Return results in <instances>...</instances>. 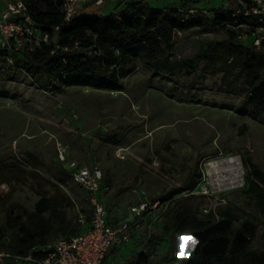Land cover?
Here are the masks:
<instances>
[{
	"label": "rangeland",
	"instance_id": "obj_1",
	"mask_svg": "<svg viewBox=\"0 0 264 264\" xmlns=\"http://www.w3.org/2000/svg\"><path fill=\"white\" fill-rule=\"evenodd\" d=\"M122 2L126 6L133 0ZM233 3L228 7L233 8ZM4 5L5 0H0V8ZM85 9L84 14L111 13L107 4L97 9L91 2ZM226 38L224 30L200 34L192 28L174 33L169 57L172 61L191 59L206 41ZM219 67L218 62L200 63L190 75L186 70L170 75L135 60L116 88L70 84L45 91L28 76L23 62L0 60V164L27 152L35 155L43 177L53 182L59 181L58 176L64 179L61 189L76 204L67 209L73 223L78 211L91 217L90 194L63 173L58 146L67 148L69 159L80 165L93 164L102 170L97 197L112 224L125 219L128 209L143 197L164 203L170 191L179 189V197L194 186L193 192L204 196V213L222 210L224 214L229 207L238 215L233 228H239L246 215H258L243 192L245 169L240 154H248L264 171V120L240 113L247 95L225 92ZM230 156L241 170L239 183L226 188L217 181L214 186L207 175L208 165ZM8 189L1 183L0 196L7 195ZM38 189L30 180L16 185L10 199L0 202V226L10 206L32 211ZM161 212L146 214L132 242L110 252L106 262L127 264L137 253L148 252L150 264H185L197 240L190 233L166 230ZM241 257L245 264L264 263V227L258 226Z\"/></svg>",
	"mask_w": 264,
	"mask_h": 264
},
{
	"label": "trees",
	"instance_id": "obj_2",
	"mask_svg": "<svg viewBox=\"0 0 264 264\" xmlns=\"http://www.w3.org/2000/svg\"><path fill=\"white\" fill-rule=\"evenodd\" d=\"M27 1L32 19L42 30L50 33V39L40 47L24 45L13 51L0 47V60L23 62L28 76L43 90L70 84L113 89L135 60L148 69L163 70L170 75L182 70L190 75L200 63L218 62L219 70L224 74L222 85L225 92L247 95L239 106L240 113L264 120V79L261 77L264 51H255L251 43L243 44L238 39L239 32L225 24L232 18L216 16L184 20L174 7L153 8L142 0L126 5L121 10L120 19L113 12L107 15L81 14L87 4L76 12L72 22L65 23L64 13L52 0ZM116 1L120 5L121 0ZM181 6L188 8L187 2ZM55 27L61 28L58 35L53 32ZM192 28L200 34L224 30L227 38L224 41L208 40L193 58L172 61L169 53L174 47V33ZM89 52L92 54L88 55ZM240 158L245 169L243 192L248 195L258 215H246L239 228H233L238 215L229 207L224 214L222 210L217 214L211 210L204 213V196L194 193V186H189L187 194L179 197V189L170 191L163 199L164 203L159 199L151 200L159 201L158 209H162L161 216L166 218V230L173 228L176 233H190L197 240L185 264H245L242 253L255 236L258 226L264 227V171L252 162L248 154H240ZM39 165V159L29 152L12 162L0 164V184L9 186L8 194L0 196V202H7L15 186L28 180L38 184L40 189L36 191L39 198L32 211L17 206L6 210L4 226H0V250L24 255L34 246L51 242L57 234L75 236L86 230L77 223L78 216L82 214L80 211L74 223L68 219L67 209L76 204L61 189L64 179L60 176L58 182L46 179L39 173ZM63 173L70 177L66 167ZM92 214L93 209L91 217ZM216 216L219 217L216 219ZM91 217H86V220ZM108 224L114 225L109 219ZM68 233L71 235H66ZM127 264H150L148 252L137 253Z\"/></svg>",
	"mask_w": 264,
	"mask_h": 264
},
{
	"label": "built area",
	"instance_id": "obj_3",
	"mask_svg": "<svg viewBox=\"0 0 264 264\" xmlns=\"http://www.w3.org/2000/svg\"><path fill=\"white\" fill-rule=\"evenodd\" d=\"M54 5L64 13V22H72L78 10H82L86 0H52ZM109 0H92L95 7H101ZM233 8L228 5L219 9L193 6L175 8L183 19L198 17L215 18L224 16L232 18L225 23L227 27L239 32L238 39L243 43H251L255 51L264 48V0H235ZM84 14V13H81ZM117 19L121 11L113 12ZM55 35L61 32L60 27L53 29ZM175 33H180L176 31ZM50 33L40 28L31 17L27 0H5L0 8V47L13 51L24 45L40 47L47 44ZM59 47V46H57ZM92 53L89 52L88 55ZM57 159L69 171L72 181L90 194L93 209L89 221L80 214L77 223L86 228L75 236H59L44 245L32 247L26 254H13L0 250V264H115L106 262V257L114 249H120L133 240L140 222L146 214L154 213L159 201H145L144 197L128 209L127 217L114 225L108 224V214L98 200L103 181L102 170L96 165H80L69 159V152L63 146L57 147ZM142 196L143 192H137Z\"/></svg>",
	"mask_w": 264,
	"mask_h": 264
},
{
	"label": "crops",
	"instance_id": "obj_4",
	"mask_svg": "<svg viewBox=\"0 0 264 264\" xmlns=\"http://www.w3.org/2000/svg\"><path fill=\"white\" fill-rule=\"evenodd\" d=\"M122 1L123 0H121L120 5H118V2L116 0H109L105 4L108 5V9H110V11L112 13L115 11H121L125 7V6H122L123 5ZM140 1H142V0H133L132 3L140 2ZM183 2H187L188 8L193 7V6L199 7V5H201L204 8L219 9L225 5L226 6L231 5V3H233V0H144L143 1V3L147 4V6L153 7V8H158V9H163L165 7H176L179 4H183ZM89 3H91V0H86L85 5H87ZM104 5H102V6H104ZM101 7H96V8L99 9ZM85 8H84L83 12L87 11V9H85ZM88 14H94V13H88Z\"/></svg>",
	"mask_w": 264,
	"mask_h": 264
},
{
	"label": "bare ground",
	"instance_id": "obj_5",
	"mask_svg": "<svg viewBox=\"0 0 264 264\" xmlns=\"http://www.w3.org/2000/svg\"><path fill=\"white\" fill-rule=\"evenodd\" d=\"M207 175L211 180V184L216 186L217 181H222L225 183L226 188L235 187L242 176L241 170L236 166V163L231 156L211 162L208 165Z\"/></svg>",
	"mask_w": 264,
	"mask_h": 264
}]
</instances>
